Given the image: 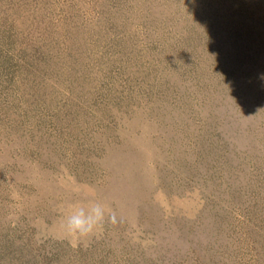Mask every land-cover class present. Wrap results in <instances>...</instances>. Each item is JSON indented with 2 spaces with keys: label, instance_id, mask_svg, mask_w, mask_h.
I'll return each mask as SVG.
<instances>
[{
  "label": "rangeland",
  "instance_id": "obj_1",
  "mask_svg": "<svg viewBox=\"0 0 264 264\" xmlns=\"http://www.w3.org/2000/svg\"><path fill=\"white\" fill-rule=\"evenodd\" d=\"M262 74L264 0H0V264H264Z\"/></svg>",
  "mask_w": 264,
  "mask_h": 264
},
{
  "label": "clouds",
  "instance_id": "obj_2",
  "mask_svg": "<svg viewBox=\"0 0 264 264\" xmlns=\"http://www.w3.org/2000/svg\"><path fill=\"white\" fill-rule=\"evenodd\" d=\"M264 80V74L260 77ZM117 213L106 202L98 199L76 201L67 206L59 221V235L73 245L87 244L93 238H98L106 224H116Z\"/></svg>",
  "mask_w": 264,
  "mask_h": 264
}]
</instances>
